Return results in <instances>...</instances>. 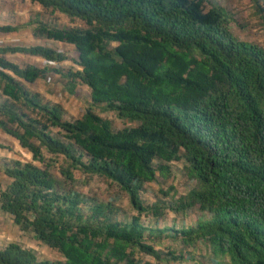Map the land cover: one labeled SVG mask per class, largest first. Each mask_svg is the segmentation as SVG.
I'll return each instance as SVG.
<instances>
[{
    "label": "trees",
    "instance_id": "trees-1",
    "mask_svg": "<svg viewBox=\"0 0 264 264\" xmlns=\"http://www.w3.org/2000/svg\"><path fill=\"white\" fill-rule=\"evenodd\" d=\"M28 1L84 27L28 22L34 38L73 47L76 70L50 66L69 59L52 48L0 47V129L31 155L4 169L11 182L0 188V209L62 260L38 261L11 243L0 264L183 261L158 249L169 240L203 245L213 264H264V50L232 35L226 12L207 9L206 0ZM17 30L3 26L0 34ZM6 54L48 64L19 66ZM50 75L71 96L87 87L81 117L65 120L59 105L22 84ZM96 109L134 126L114 131ZM59 158L61 181L52 174ZM179 162L192 188L145 206V185L169 179ZM75 172L117 186L136 215L119 220L111 204L66 190ZM193 209L203 217L182 227L142 220Z\"/></svg>",
    "mask_w": 264,
    "mask_h": 264
},
{
    "label": "rangeland",
    "instance_id": "rangeland-1",
    "mask_svg": "<svg viewBox=\"0 0 264 264\" xmlns=\"http://www.w3.org/2000/svg\"><path fill=\"white\" fill-rule=\"evenodd\" d=\"M0 1H12L15 10L23 12L25 9L26 12L31 13L30 16L32 17V20L39 19L45 24L54 23L60 28L84 27V24L78 20H71L59 13L51 14L49 11L43 10L37 4H32L28 0ZM213 6L226 12L229 22V30L232 35L242 42L257 45L264 50V4L262 0H206L205 7L207 9ZM30 35L25 38H22V35L20 34L13 36L0 35V47L41 45L47 48H52L58 52L66 53L69 59L59 65L52 63L50 66L63 70L78 69L74 62L77 55L73 47L44 38H34L32 32ZM5 58L19 66L31 65L42 68L48 64L43 59L19 54H6ZM24 85L30 91H33V93L38 91L42 92V99L45 102L58 104L63 111V118L65 120L71 121L81 117L90 102L89 90L87 87L82 85L78 86L77 94L71 96L65 92L63 81L58 78L57 75H50L47 79L38 81L32 85L25 83ZM95 111L102 118L111 122L114 131L134 126L133 123L118 119L114 113L103 112L100 109H96ZM21 159L24 162L30 161L31 156L28 160L24 157H21ZM61 160L62 158H59V162L52 168V174L59 181L62 180L58 173V166L61 164ZM171 169L172 171L169 179L164 180L158 177L155 183L145 185L144 190L141 192V200L145 206H153L155 204L164 205L168 201H172L173 198L177 199L192 188L194 182L187 180L184 175V164L182 162L173 163ZM74 175L75 181L66 185V190L79 194L88 201L111 204L118 210L117 218H119V220H127L131 216L136 215V212L129 204L127 195L120 191L117 186L110 184L102 178L90 177L88 175H83L80 172H75ZM65 184L66 183H64V186ZM170 187L173 188V191L170 192L169 197L166 198L161 194V191L166 192ZM202 217V213L193 209L183 214L167 211L166 215L161 219L157 220L153 217L145 219V217H142V220H147L151 224H157L159 227H164L170 224L182 227L184 225H190ZM23 233L24 234H22L21 237H15L13 239L23 248L30 249L34 252L38 261L55 262L62 260L61 256L56 251L48 249L46 246L35 241L30 233ZM157 247L163 254L166 250L183 254L184 260L159 262L152 257L144 256V259L151 264H213L209 251L203 245L185 248L181 244L175 242L172 243V241L169 240L161 241V245ZM3 248V246L0 247V249Z\"/></svg>",
    "mask_w": 264,
    "mask_h": 264
},
{
    "label": "crops",
    "instance_id": "crops-1",
    "mask_svg": "<svg viewBox=\"0 0 264 264\" xmlns=\"http://www.w3.org/2000/svg\"><path fill=\"white\" fill-rule=\"evenodd\" d=\"M21 12L22 11L20 10H15L14 3L12 1L10 2L0 1V27L11 26V27L18 28L16 32L5 33V34L1 33L0 35H12L13 36V35L20 34L22 35V38H25L31 34V28L30 26H28V22L32 20V17L30 16L31 13L26 12L25 9L23 10L22 13ZM38 81H41V80H38ZM22 84L26 89H28L24 85V82H22ZM38 92H34V93L39 94L42 99L43 98L42 92L40 91ZM0 99H2L1 96H0ZM42 101L43 103H51V102H45L43 99ZM52 104H56V103H52ZM30 156L31 155L28 152H26L19 146L18 142L14 138L5 134L0 129V188L2 190L5 189V187L9 185V183L11 182V180L8 179L7 176L4 174V169L10 163L14 161L25 163L24 161H22L21 157H24L28 160ZM26 162H29V161H26ZM22 234L24 233L21 232L18 229V227L13 223L12 218L0 209V247L3 246L5 248L7 245L11 243H16V241L13 238L15 237L19 238L21 237Z\"/></svg>",
    "mask_w": 264,
    "mask_h": 264
}]
</instances>
